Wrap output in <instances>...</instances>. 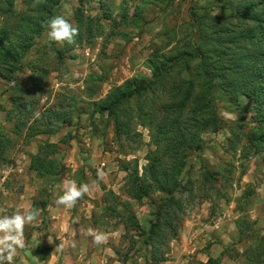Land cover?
<instances>
[{
    "label": "rangeland",
    "instance_id": "obj_1",
    "mask_svg": "<svg viewBox=\"0 0 264 264\" xmlns=\"http://www.w3.org/2000/svg\"><path fill=\"white\" fill-rule=\"evenodd\" d=\"M224 6L222 0H83V5L80 0H61L54 6L23 59L24 71L18 73L20 84L33 74L41 87L12 88L15 82L0 78V132L13 141L0 156V217L17 210L39 211L37 219L25 225V247L17 249L13 264H152L143 238L102 209L114 205L115 197L109 194L113 191L122 203L118 211L134 212L145 229L151 225L166 194L159 191L139 201L125 191L136 161L142 175L155 149L150 128L141 124L138 114L130 120L131 129L143 136L138 145L131 132L116 131L113 115L102 108L116 88L131 80L140 85L142 78L153 76L154 54L182 51L186 38L193 41L200 29L215 28L228 10ZM34 7L14 0L8 16L0 10V26L6 21L4 26L25 23L18 17L33 13L28 9ZM78 9L96 17L101 30L89 42L52 41L46 21L62 14L77 25ZM59 50L64 51L63 60ZM18 96L24 101L14 104ZM242 102L241 107L227 98L217 100L224 124L203 134L202 148L189 155L180 176L184 190L175 195L184 198L186 207L179 215V235L162 247L185 250V264H211L203 262L202 254L214 250L218 255L223 248L233 260L236 256L225 264H249L236 254L250 246L261 253L255 259L264 260V129L257 124L264 105L256 111L252 100ZM18 120L23 122L21 130ZM48 123L56 125V132H43ZM46 142L56 144L51 157L60 175L40 177L31 168V156ZM68 181L89 186L72 207L56 203ZM90 230L105 233L106 242L96 245ZM46 251L50 256L42 261Z\"/></svg>",
    "mask_w": 264,
    "mask_h": 264
},
{
    "label": "trees",
    "instance_id": "obj_2",
    "mask_svg": "<svg viewBox=\"0 0 264 264\" xmlns=\"http://www.w3.org/2000/svg\"><path fill=\"white\" fill-rule=\"evenodd\" d=\"M59 1L23 0L27 7L35 4L33 9H28L33 13L26 11L29 15L18 17L19 21L25 23L4 26L6 21L0 26V78L15 82L12 88L20 86L31 90L34 85L41 87L33 74L26 83L20 84L18 73L24 71L26 64L23 59L40 32L44 19L53 15V8ZM222 1L228 10L218 18L215 28L200 29L193 41L186 38L185 43L180 45L183 46L182 51L167 56L154 54L150 61L153 76L142 78L140 85L131 80L123 88H116L102 108L113 115L116 131L131 132L130 138L138 145L143 141V136L137 129H131L130 120L138 114L141 124L150 128L155 149L150 151L149 163L144 166L142 175L136 161L137 165L127 175L125 191L139 201L159 191L166 194L156 206L151 225L145 229L134 212L118 211L116 206L122 203L113 191L109 194L115 197L114 205L108 203L102 209L112 211L119 216V223L127 231L133 229L143 238L151 251L152 264H162L168 260L170 249L166 250L162 245L170 244L179 235V215L182 210L185 211L186 205L184 198L181 195L176 197L175 193L184 190L180 176L187 158L202 148L204 133L216 132L224 124L217 100L227 98L232 104L242 107V98H247L254 102L256 111L264 105V0ZM80 2L83 5V0ZM13 3L14 0H0V10L4 16L10 14ZM98 21L96 17L85 15L83 9H78L76 23L79 35L76 41L89 42L101 30ZM63 52L59 50L61 60ZM42 74L47 75L48 71ZM20 100L24 101L18 96L13 103H20ZM26 104L27 101L21 103ZM12 110L7 112L9 121ZM257 120L259 130L264 129V109H260ZM17 122V129L21 130L23 122ZM47 125L48 130L43 132H56V125ZM9 144H13L11 138L0 132V156L9 149ZM49 147L54 149L48 151ZM55 151L56 144L46 142L31 156V168L38 176L61 174L58 163L51 157ZM95 216L94 212L93 218ZM260 254L250 246L236 255L244 256L249 264H264V260L255 259ZM41 256L42 261H47L50 251ZM208 261L217 264L220 258H210Z\"/></svg>",
    "mask_w": 264,
    "mask_h": 264
},
{
    "label": "clouds",
    "instance_id": "obj_3",
    "mask_svg": "<svg viewBox=\"0 0 264 264\" xmlns=\"http://www.w3.org/2000/svg\"><path fill=\"white\" fill-rule=\"evenodd\" d=\"M48 26V36L52 41L58 43L75 44L79 35L78 25L73 24L64 15H56L46 21ZM38 116V114H37ZM89 191L87 184L77 187L75 181H68L66 191L57 198L58 205L72 207L76 202ZM37 209H28L24 212L17 210L12 215L0 217V264H13L17 249L25 247L24 228L26 224H32L38 217ZM93 235V242L96 245L103 244L107 240L105 233L96 231Z\"/></svg>",
    "mask_w": 264,
    "mask_h": 264
},
{
    "label": "crops",
    "instance_id": "obj_4",
    "mask_svg": "<svg viewBox=\"0 0 264 264\" xmlns=\"http://www.w3.org/2000/svg\"><path fill=\"white\" fill-rule=\"evenodd\" d=\"M237 220V219H236ZM237 224V223H236ZM171 251V250H170ZM185 250L183 251H176L175 250H172L170 253H168L169 255H171L172 259H168L167 261L163 262V264H185V260H186V256L185 255L186 253H184ZM189 251H191L189 249ZM216 252L217 251H208L207 253H203L202 255L204 256V259H203V262H208V260L210 258H213V259H217V258H220V261L219 263L217 264H225V260L227 258H229V260L231 261H234L236 259V256H234V260L232 259V256H230V254L227 253V251H225V248H223L221 251H219L218 255H216ZM242 251H240L241 253ZM29 253V251H26V254ZM26 254H21V258H25L26 257ZM167 254V256H168ZM178 255L182 256V257H178ZM54 256V251H52V256L51 258ZM33 257H35V254L33 255ZM185 258V260H184Z\"/></svg>",
    "mask_w": 264,
    "mask_h": 264
}]
</instances>
